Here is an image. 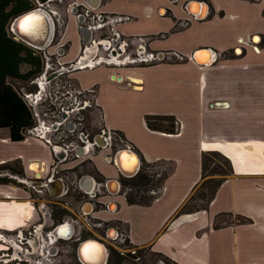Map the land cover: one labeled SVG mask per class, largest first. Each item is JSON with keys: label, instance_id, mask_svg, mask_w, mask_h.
<instances>
[{"label": "crops", "instance_id": "crops-1", "mask_svg": "<svg viewBox=\"0 0 264 264\" xmlns=\"http://www.w3.org/2000/svg\"><path fill=\"white\" fill-rule=\"evenodd\" d=\"M26 2L27 11L36 8L33 0ZM47 2L55 44L42 52L62 50L54 72L79 90H93L94 118L104 132L118 134L119 146L85 154L90 147L86 142L78 159L56 162L58 155L41 139L22 130V140L11 141L9 129L1 127L0 166L14 163L30 179L74 170L87 161L91 171L77 170L78 182L85 189L90 178L91 189L101 182L107 191L90 215L119 225L130 245L147 247L171 264H264V0H72L96 14L128 16L116 31L127 39L149 38L147 50L158 57L163 51L184 57L145 65H97V57V62L105 57L97 53L95 41L101 37L82 54L80 40L85 37L69 7L63 11L55 0ZM14 18L7 23L6 37L33 49L9 30ZM28 67L20 64L18 72ZM58 75L52 79L56 83ZM39 82L26 91V81L5 79L30 115L34 102L28 105L25 97H40L44 81ZM146 116L172 118L174 133L149 129ZM124 149L138 163L125 151L123 173H134L137 164H153L160 168L158 177L163 175L146 205L127 204L119 192L117 180L124 176L113 158ZM206 153L226 159L230 173L204 206H194ZM29 202L26 191L0 181V229L35 219ZM68 211L79 218L78 208Z\"/></svg>", "mask_w": 264, "mask_h": 264}, {"label": "flooded vegetation", "instance_id": "flooded-vegetation-1", "mask_svg": "<svg viewBox=\"0 0 264 264\" xmlns=\"http://www.w3.org/2000/svg\"><path fill=\"white\" fill-rule=\"evenodd\" d=\"M48 4L50 3H47V6H49ZM58 5L63 7V11L67 7H69V11H73V13H71L74 16L76 14H81L83 8L81 5L77 4H75L76 7H72V0H62ZM79 20H81L80 17L76 18L77 30L80 27L78 26ZM81 35L85 37L83 38L84 40L82 38L80 40L83 47V43H85L89 39L90 34H88L87 37L83 34ZM54 44L55 37H52L49 45L53 46ZM58 51L60 50L57 49L52 54H50L53 60L51 58L45 59L48 60L47 62L49 63L41 61L42 66H45L46 64L48 65L49 69L57 68L58 63L56 59ZM69 65L70 64H66L65 66L69 67ZM54 69L51 70L50 74L54 72ZM39 73L33 75L32 78H37V75ZM58 74L61 75L57 71L56 75ZM61 76L60 79H58L59 84H62ZM40 79L44 81L43 85H45V83H50L51 81H53L52 79L45 80L42 77H40ZM37 81H39V79H37ZM63 85L71 87L72 91L75 92L77 97H80L82 100L89 97L88 94L85 93V91L77 89L70 82L68 84L67 80H65V83ZM78 90L81 92L80 94L76 93V91ZM66 93L67 92L65 91L64 93H62V95L64 96V94ZM46 96L47 95L45 94L44 101L50 100L49 94L47 97ZM82 100L79 101V108L76 110L77 119L74 123L69 122L68 120L72 111H66V106L64 107L58 104V115H56V117L49 116L47 112L48 109L45 110L44 108V110H42L40 107V102L35 106V111L37 113L38 119L43 123L51 124L52 126L50 135L53 137H58L57 143L61 145V149L56 153L58 157L60 156L59 158L55 156L56 162L58 161V159L63 161L68 159H78L79 154L80 152H82L81 150L84 149L86 142L90 144V147L89 150H84V152H86L85 154H88L95 149L100 150L110 148L114 144V142H105V134L101 136L100 133V123L97 122L94 118L95 113H93V105L83 107ZM84 114H88L90 116L88 125L89 128L87 129H89L90 132L95 131L94 134L92 133L93 135L91 137H89L87 129L82 130V127L80 125V122L84 121ZM75 131H77L76 136L71 139L68 138L65 134L74 133ZM74 141L78 142L79 144H76L74 146ZM83 162L78 164L74 168V170H68L64 173L52 171L44 177L38 176L30 179H24L22 175H20V173H14L16 175L11 179L13 180V185H15L19 189H23L24 191H26L30 201L29 203L31 206V211L35 214V219L31 220V218L28 217L27 220L24 221V223L16 226L12 230L0 229V264H82L83 260L81 254L77 256V247L83 241L87 240L99 242L95 239H90V233L92 232V230H96L101 225H106L108 226L107 228L110 227L109 223L97 221V219H94L90 215L94 213L100 206V204L97 202V199L107 191L106 189H104L105 186L104 184L102 185L101 182H97L92 187V189L91 186L89 187V182L87 183L85 189L82 188L77 179L78 175L75 172L80 167H83L81 166ZM53 168L54 165L51 167V169ZM2 183L5 182L2 181ZM118 184L120 186V179L118 180ZM60 185H62L60 191L54 194L56 186ZM80 188L83 192L80 190ZM100 190H104L102 195L99 193ZM75 193L78 196L73 195ZM73 197L81 200L79 201L81 202V204H77V207L73 202ZM69 208H78L79 218L83 220V222H81L84 226L80 225V223L76 220V216H73L71 215V213H69ZM75 227H79V229L84 230L85 234H89L88 237H84L83 234L80 233L82 230H79V234H76L74 232ZM113 233L114 232H109V235L114 236ZM105 234L106 230H104V236H106ZM65 243H69L71 245V247L69 248L71 251L70 259H72V261L69 263H66V261L63 260L65 256L61 255V249L63 248V245ZM85 249L91 256L88 259V262H91L92 264L96 263V260L98 259V253L97 250H95L96 248L92 246Z\"/></svg>", "mask_w": 264, "mask_h": 264}, {"label": "rangeland", "instance_id": "rangeland-1", "mask_svg": "<svg viewBox=\"0 0 264 264\" xmlns=\"http://www.w3.org/2000/svg\"><path fill=\"white\" fill-rule=\"evenodd\" d=\"M32 54L37 57L40 60L41 66H42V62L45 61L47 62L48 60H45L46 58H52L51 55L47 54L46 56L44 55V52L41 51H37L34 49H29ZM52 54V53H51ZM55 55V53H54ZM42 60V62H41ZM51 60V61H52ZM49 63V62H47ZM54 68H47L45 70V67L42 66L41 72L37 75V78H31L29 80L26 81V91L27 90H32V88H35L34 86V82L37 81V79H40V77H42V73L44 71H46L45 76L47 77L50 76V72L51 70ZM51 77V76H50ZM61 81L62 84H59L58 82H54L51 81L50 83H45V85H43V87H41V93H40V97L42 98L40 101V107L42 110H47L48 115L51 117H56V115H58V104L62 105V106H66L67 110L66 111H72L71 115L69 116V122H76L77 119V114H76V110L79 108V101H81L82 99L80 97H77V95L75 94V92L72 91V88L67 86V85H63L65 83L66 77L65 75L61 76ZM32 79V80H31ZM52 79V78H50ZM67 83L69 84V81L67 80ZM24 84V83H22ZM24 84V85H25ZM72 84V83H71ZM67 92L66 94H64V96L62 95V93ZM45 94L50 97V100L48 101H44V96ZM46 96V97H47ZM57 119V118H56ZM90 116L88 114H84V121L80 122V125L82 127V130H86L89 125V120ZM88 133H89V137H91L94 132H90L89 129H87ZM76 132L74 133H65L67 135L68 138H74L76 136ZM97 132V131H96ZM93 133V134H92ZM61 136V135H60ZM63 137V135H62ZM64 139V138H63ZM119 146V145H118ZM116 144H113V149H116L118 147ZM4 167V169H0V181L6 182V183H13V180H11L16 174H14L11 170H15L17 169V165L14 163L11 164H6V165H2ZM83 167H80L78 169V172L80 171H88L90 172L91 170L88 167L87 162H83L82 165ZM226 163L220 158V157H210L207 159L206 161V171L204 173V178L202 180V182H200V185L198 186V188L194 191L193 197H194V202L192 203L194 206H204V204L206 203V200L210 197V195L213 193L216 184L218 183L220 176L217 175V173H225L226 171ZM223 177V176H222ZM126 178V177H124ZM118 182V180H117ZM132 182V181H131ZM130 181H123L120 182V186L122 187V185H128L131 183ZM102 184V183H101ZM132 184L137 185L138 187L135 188H140L139 187V183L137 182H132ZM119 186V187H120ZM119 188L120 193H125L126 190L124 187ZM101 189V188H100ZM82 191V189H80ZM135 190L138 189H132L131 194L135 193ZM104 190H100V194L102 195ZM138 197L143 196L146 198H136L134 199L135 201H138L140 203H147L149 202L150 198H148L150 195L147 194V192H143L139 193L138 191H136ZM73 195H77L76 193ZM78 196V195H77ZM148 196V197H147ZM153 197V196H150ZM73 202L74 204H76L77 202L81 201L76 197H73ZM77 205V204H76ZM110 209V208H109ZM112 210V209H111ZM76 220L80 223V225L84 226L82 224L83 220L81 218H76ZM82 221V222H81ZM77 222V223H78ZM109 228H107L108 226L106 225H101L99 226L96 230L93 229L92 232L90 233V239H95L97 241H99L100 243H102L104 250H105V262L104 264H171L170 262L166 261L165 259H163L162 257L152 253L149 251V249L147 247H134L132 245H130L128 243V241L125 238V232L124 230H122L119 225H117L116 223H109ZM115 230H114V229ZM79 227H75L74 228V232L76 234H79ZM104 230H106V236H104ZM109 232H114L113 235L114 236H110ZM80 233L83 234L84 237H88L89 234H85L84 230H82ZM71 245L69 243H65L63 245V248L61 249V255L65 256V258L63 260L66 261V263L71 262L72 259H70V248Z\"/></svg>", "mask_w": 264, "mask_h": 264}, {"label": "trees", "instance_id": "trees-1", "mask_svg": "<svg viewBox=\"0 0 264 264\" xmlns=\"http://www.w3.org/2000/svg\"><path fill=\"white\" fill-rule=\"evenodd\" d=\"M28 9H30V6L26 0H0V128L7 127L9 129V139L11 141L22 140V130H26L33 123L29 111L17 93L13 90L11 84H5V79L15 78L20 81H27L31 76L41 72L40 60L32 54L29 50L30 48L21 43L14 42L7 38L5 34L7 23L13 17H16ZM20 64L29 66L22 74L18 72L17 68ZM144 122L149 129L154 131L166 132L169 134H172L175 131V121L170 117L146 116ZM115 134L117 133L115 132ZM215 156L220 157L227 166L225 173H217V175L220 176V179L216 184L217 186L223 177L230 173V165L228 161L217 153H206L201 156V177L202 179L204 178L207 159ZM152 165L153 164H140L137 172L132 177H120V182L132 181L139 183L140 188H135L138 186L132 184V182L128 185H122V187L128 190L124 193L127 204L146 205L150 202L140 203L134 199L138 197L136 191L139 193H142V191L147 192L148 190L159 186L163 175L155 179L154 173L150 172V167ZM4 168L7 167L0 166V169ZM11 171L13 173H20L16 169ZM132 189L138 190H135V193L131 194ZM138 198L141 199L143 196H139ZM148 198L151 199L152 197L149 196Z\"/></svg>", "mask_w": 264, "mask_h": 264}, {"label": "built area", "instance_id": "built-area-1", "mask_svg": "<svg viewBox=\"0 0 264 264\" xmlns=\"http://www.w3.org/2000/svg\"><path fill=\"white\" fill-rule=\"evenodd\" d=\"M47 1L44 3V5H41L38 3V0H33L35 3L36 7H48L47 6ZM57 3H60L62 0H55ZM73 4V3H72ZM75 4H73L72 7H74ZM76 7V6H75ZM87 6L82 8L81 14H76V18H81L78 22V26H84L87 28L90 37L89 39L83 43V49H82V54L85 52L84 48L87 45H93L95 41V37H101L99 40H96L95 42L97 43L98 51L97 53L99 54H104V60H99L98 58L94 61L97 65L99 64H105V65H127V64H150L154 63L157 61H182L184 57L174 51H163L160 53V57H158L157 54L152 53L147 50V42L149 38L145 37H132V38H123L121 35L116 31V26L127 22L130 18L126 15H117V14H96L93 13L91 10L86 9ZM50 11V9H49ZM54 15V13L52 12ZM92 36V37H91ZM100 41H104L107 43V45L99 44ZM241 41V40H239ZM81 54V55H82ZM46 65V64H45ZM45 70L47 69L48 66H44ZM49 68V67H48ZM44 71L42 74V77L45 75ZM116 81L115 79H113ZM120 78H118V81ZM117 82V81H116ZM77 94H80L81 92L78 90L76 91ZM85 93L88 94L89 97L85 98L82 100V105L84 106H89L93 105L92 101L94 98V92L92 89H89L88 91H85ZM26 98V102L28 105H31L32 102H34V106L32 107V125L25 130V132L31 134L32 136L41 139L46 143L47 145L50 146L52 154L54 156L56 153L61 149V145L57 143L58 137H53L51 136V124L43 123L40 121L37 117V113L35 111V106L38 101H40L42 98L37 97L33 99L32 101ZM101 136L105 134V142H120V139L118 136H116L115 133L111 132H104L102 129H100ZM155 165H152L150 167V172L154 173V178H158L159 176V170ZM157 193L156 189H150L147 191L148 195H155Z\"/></svg>", "mask_w": 264, "mask_h": 264}, {"label": "water", "instance_id": "water-1", "mask_svg": "<svg viewBox=\"0 0 264 264\" xmlns=\"http://www.w3.org/2000/svg\"><path fill=\"white\" fill-rule=\"evenodd\" d=\"M38 3L41 5H44V3H46V0L38 1ZM71 12L73 13V11H71ZM40 14L46 15L47 17H43V15H40ZM50 14H51V12L49 11L48 7H44V8L36 7L32 10H29V11L15 17L9 25V30L22 43L26 44L27 46L32 47L33 49H35L37 51H41L49 45V43L53 37V22L50 19V16H49ZM40 16H42V17H40ZM22 20L23 21L26 20V22L29 24L28 28L25 32L20 31V33L17 34V32H15L14 29H16L18 27L19 23ZM78 22H80V21H78ZM78 32L80 34H83L86 37L89 34L87 28L84 26L79 27ZM50 76H51L50 78L56 77V73L53 72L52 74H50ZM123 151H128L131 153V151L125 150V149L117 151L116 154L114 155V158H113L114 161L113 162H115V159ZM131 154H133V153H131ZM133 155L135 156V154H133ZM136 159H137V157H136ZM137 163H138V159H137ZM114 164H115V166H117L116 168L119 171L120 175L127 177L126 175H123V173H121L116 162ZM135 169H136V171L134 173H132L129 177L133 176L137 172V170H138L137 165L135 166ZM82 180H85V177ZM87 181L91 183L90 178H88ZM109 181H112V180H109ZM86 243H92L93 244L92 246H94V248H96L95 250L98 251V259H97L96 264H104L106 255L104 254V252H105L104 247H103L102 243H100V242L89 241V240L83 241L77 247L76 252H78V250H82V248H83L82 246Z\"/></svg>", "mask_w": 264, "mask_h": 264}, {"label": "bare ground", "instance_id": "bare-ground-1", "mask_svg": "<svg viewBox=\"0 0 264 264\" xmlns=\"http://www.w3.org/2000/svg\"><path fill=\"white\" fill-rule=\"evenodd\" d=\"M203 8V7H202ZM203 11H204V8H203ZM204 13V12H203ZM40 15H43V14H40ZM202 15V14H201ZM40 17H42V16H40ZM43 17H47L46 15H43ZM23 21V20H22ZM20 22L19 23V25H18V27L16 28V29H14L15 30V32H17V34L18 33H20V31L21 32H25L26 30H27V28H28V23L26 22V20H24L23 22ZM31 45V44H30ZM198 54H199V52L195 55V57L197 58L198 57V60H200V58H199V56H198ZM38 83L40 84V82L38 81ZM125 151H123L121 154H119L118 155V157L116 158V161H117V163L119 164V167L121 168L120 169V171L123 173L124 172V170L122 169V166H121V161H120V158H121V155L124 153ZM128 153H130V152H128ZM130 155L132 156V154L130 153ZM136 158V157H135ZM137 160V159H136ZM137 166H138V164H137ZM127 174V173H126ZM125 173H123V175H126ZM131 174L130 173H128L126 176L127 177H129ZM58 191H60V186H57L56 187V189L54 190V194H56V193H58ZM66 229H68V228H66ZM69 232V231H68ZM92 243H86V244H84L82 247V250H78V252H77V256L79 255V254H81V257H82V260H83V262H82V264H92L91 262H88V259L91 257L90 256V254H88V251L85 249V248H87V247H92ZM97 253H98V251H97ZM104 254H105V252H104ZM81 261V260H80ZM96 262H97V260H96ZM94 264H96V263H94Z\"/></svg>", "mask_w": 264, "mask_h": 264}]
</instances>
